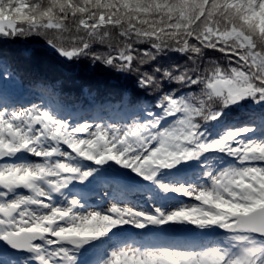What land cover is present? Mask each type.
<instances>
[{
  "label": "snow or ice",
  "instance_id": "obj_1",
  "mask_svg": "<svg viewBox=\"0 0 264 264\" xmlns=\"http://www.w3.org/2000/svg\"><path fill=\"white\" fill-rule=\"evenodd\" d=\"M10 43L61 75L0 54V264H264V0H0Z\"/></svg>",
  "mask_w": 264,
  "mask_h": 264
},
{
  "label": "trees",
  "instance_id": "obj_2",
  "mask_svg": "<svg viewBox=\"0 0 264 264\" xmlns=\"http://www.w3.org/2000/svg\"><path fill=\"white\" fill-rule=\"evenodd\" d=\"M0 54H7L13 60L31 67H39V75L44 77H52L55 79L57 76L61 75L58 71L46 68L44 65L39 64L37 59L33 57L30 60H26L21 55L20 48L15 43H10L8 45L0 44ZM27 83V81H25ZM92 83L95 87L99 89V94L96 97L95 101H91V97L88 93L82 91L85 84ZM47 84V81H41L36 79L32 86L34 88H42ZM51 87L50 85H48ZM109 91L106 81L101 78L99 75L89 76L88 74H81L79 76H74L71 80H66L64 85L61 88L54 89L51 92L50 99L53 103H68L75 105L77 107L85 106L90 107L95 104L103 103V98L106 97L107 92Z\"/></svg>",
  "mask_w": 264,
  "mask_h": 264
},
{
  "label": "rangeland",
  "instance_id": "obj_3",
  "mask_svg": "<svg viewBox=\"0 0 264 264\" xmlns=\"http://www.w3.org/2000/svg\"><path fill=\"white\" fill-rule=\"evenodd\" d=\"M110 203H111V202H106L104 206H105V207H110Z\"/></svg>",
  "mask_w": 264,
  "mask_h": 264
}]
</instances>
